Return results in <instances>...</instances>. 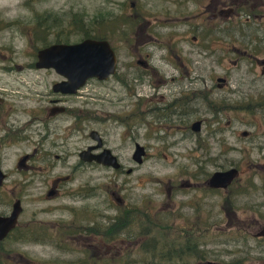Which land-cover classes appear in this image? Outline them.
I'll return each instance as SVG.
<instances>
[{"label":"rangeland","instance_id":"374dc122","mask_svg":"<svg viewBox=\"0 0 264 264\" xmlns=\"http://www.w3.org/2000/svg\"><path fill=\"white\" fill-rule=\"evenodd\" d=\"M132 2L143 13L144 19L131 25L133 18L130 15L134 14L130 7ZM174 2L0 0V167L8 175L0 189V212L11 210L14 200L22 196V223L34 218L42 222L41 227H51L49 234L57 236L63 231L56 227V223L72 221L70 209H81L80 206L85 204L80 200L79 192L85 191L89 195L87 190L100 184L99 195L96 190V197L93 198L91 191L87 204L91 208L99 206L107 215L116 214L117 203L112 192L131 205L149 202L157 208L154 215L162 210L165 212V203H170V210L174 212L179 205L188 202L185 211L191 214V219L188 216L176 219L169 214L164 221L168 222V230L193 227V223H197L201 235L198 234V241L194 240L200 242L201 247L204 245V250L208 252L203 263L231 264L238 259L234 264H264V241L253 240L251 236L256 232L257 221L260 224L264 222L261 219L264 214V171L259 167L263 160L257 154V142L254 139L248 141L241 135L243 131L252 130L242 124L246 120L245 113L227 110L216 115L212 105L225 95L218 90L209 95L202 87L197 109L187 107L188 111L184 112L185 117L181 120L177 115L166 118L161 108L156 109L163 104L170 106L168 102L178 92V86L174 87L170 81L159 94L165 100L156 96L152 102L149 98L155 92L146 80L137 81V92L132 98L124 88L113 85L114 91H102L97 82H91L78 98H71L72 107L89 104L85 108L94 110L92 113L101 118L89 124V131H99L107 148L119 158L125 170L131 168L133 172L129 175L125 172L117 174L111 169L88 171L90 168L85 166L73 174L69 167L77 160L75 154L92 143L89 138L82 140L86 133L74 132L68 145L58 147L59 151L53 150L55 154L68 152L71 156L65 164L61 161L56 167L55 174H72L73 178L61 189L60 197L45 199L49 187L39 181L22 184L24 178L18 172V160L25 154H34L41 130V124L35 121L36 110L40 104H48L51 84L59 79L56 74L40 71L31 65L37 60V51L53 44L58 38L62 43L74 44L87 38V35L102 34L103 16L114 14L121 22H128L124 24L123 21L119 25L117 34L123 40L118 37L114 40L112 33H107L120 51L121 62H132L134 65L140 55L146 58V54L150 53L155 68L167 73L168 67L160 64L164 50L158 47L175 41L182 34L181 28L167 29L179 24L173 20L179 6L168 4ZM123 5L126 7L123 8ZM193 5L186 7V15H193ZM149 8L155 12L147 17ZM156 18L164 24H157L158 20L154 22ZM149 21L152 24L150 29ZM157 25L167 26L157 28ZM174 45L178 47L177 41ZM134 67L138 80L142 71L136 65ZM216 116L222 122L219 125L214 123ZM197 119H202L204 123L201 131L194 133L190 127ZM227 121H232L231 128H226ZM73 123L71 119L63 118L58 123L57 136L63 137L64 130ZM57 142L61 144L64 141L60 139ZM136 144L146 151L141 164L132 160ZM248 153H251L250 157ZM30 166L34 170L44 167L42 160L37 158L31 161ZM233 167L240 172L233 187L219 193L210 192L206 185L209 178L216 172ZM252 181L256 187L252 186ZM184 184H191L192 187ZM240 191L245 193L241 195ZM73 196L79 198L74 199ZM171 237L184 240V234L177 237L171 232ZM73 243L67 242L72 251L62 253L51 242L21 244L16 239L10 240L5 248L13 249V255L4 258V261L6 264H25L15 255L21 253L24 258L38 264H80L87 242ZM119 244L120 241L116 242L117 246ZM121 246L120 251L111 252L127 254L130 249L128 243L122 240Z\"/></svg>","mask_w":264,"mask_h":264},{"label":"flooded vegetation","instance_id":"af4514ba","mask_svg":"<svg viewBox=\"0 0 264 264\" xmlns=\"http://www.w3.org/2000/svg\"><path fill=\"white\" fill-rule=\"evenodd\" d=\"M191 3L195 7L193 15H186L185 9L187 6L192 5ZM168 4L174 7L179 6V9L175 11L176 16L173 19L175 23L179 24L168 26L167 29L178 27L182 29V34L180 33V36L175 41H170L167 45H160L158 47L164 50V53L161 51L160 64L168 67L167 73L162 70L158 71L155 68L156 64L153 63V55L150 53L146 54V58L140 55L134 64L142 71L138 75L139 78L137 80V75L133 72V68H135L133 63L121 62L119 58L120 51L115 47V43L110 41L109 36H107V33H112L114 40L117 37L123 40L117 34L120 31L119 25L123 22L118 20L114 14H105L100 27L102 31L101 40L107 41L116 55V71L113 75L103 80L89 79L76 93L69 94L54 91L55 85L65 81L64 77L60 76L53 69H38L54 73L59 79L51 84V92L48 94V98L50 97L48 104H40L36 110L35 121L41 124V130H39V139L34 154H25L18 160L17 169L24 178L23 185L39 181V183L49 187L46 197H44L45 199L49 200L60 197L62 194L61 189L66 184L72 182L73 178L72 174H55L56 167H58V162L62 161L65 164L71 156L68 152L55 154L53 150L59 151L58 147L68 145L70 136L74 132L77 134L86 133V137L82 140L89 138L92 143H88L75 154L77 160L74 165L69 167L73 174L76 171L82 170L85 166L90 168L87 169L88 171L111 169L117 174L125 172L129 175L133 172L131 168L125 170L126 168L121 164L119 158L111 149L107 148L99 131L94 129L89 131V124L101 119L92 113L94 110L85 108L89 104H85V106L83 104L75 108L72 107L73 102L71 98H78L81 91L91 82H97L102 91H106L107 89L114 91L113 85L124 88V91L130 94L132 98L136 95L138 82L146 80L155 92L154 96L149 98V102H152L156 96H159L161 89L168 86L170 81L174 87L178 86L179 90L174 93L173 99L168 102L171 103L170 106L163 104V106H157L156 109L161 108L165 112L166 118H169L170 115L174 118V115H177V118L181 120L185 117L184 112L188 111L187 107L197 109L196 105L201 101L202 87L206 94L209 95L215 92V90L225 93V95H222L224 98L216 100V103L212 105L216 109V115L227 110L245 113L246 120L242 121V124L245 128H251L252 130L243 131L241 135L248 141L254 139L257 142V154L259 155V159L263 160V163L259 167L264 171V0H175L174 3ZM130 7L134 13L133 16L130 15L133 18L131 25L133 23L137 24L140 20L143 21V13L141 14V11L136 8L134 2L130 3ZM154 12L153 8H149L147 17L150 14L154 15ZM157 20L158 22H156ZM154 22L164 24L158 18ZM151 25L149 21V29ZM166 26L157 25L156 27L162 28ZM189 35H192V37L189 38ZM61 41L58 38L53 44H65ZM176 41L178 47L174 45ZM150 42L151 38L149 36V44ZM36 62L31 64L35 68ZM159 97L165 100L163 96ZM66 117L71 119L72 122L74 121V123L64 130L63 137L57 136L56 129L58 128V123ZM196 122H201L202 129L204 121L197 119L191 124L190 129L192 132H194L192 126ZM214 123L219 125L222 122L216 116ZM232 124V121H227L226 128L232 127ZM93 131L97 133L95 137L101 140V147L99 148H96L98 146L97 139L91 137ZM60 139L64 141L61 144L57 142ZM136 146L137 144L132 155V160L135 163L137 162L134 158ZM90 148H94L91 152L95 155L102 154L106 149L110 150L112 155L117 158L120 167L115 169L104 163L81 159L80 154ZM145 155L146 153L142 156L141 163ZM250 155L251 153H248L247 156L250 157ZM35 158L42 160L43 168H39L38 170L31 168L30 163ZM20 162L21 164H19ZM239 173L238 170V175L227 189L233 187L238 181ZM50 177L53 178L50 179ZM7 178L8 175L6 174ZM262 183L264 186V182ZM99 185L89 188L87 190L89 191V195L85 191L79 192L80 200L85 204L80 206L81 209L74 207L70 209L72 221L56 223V227L63 231L57 236L49 234L48 229L51 230V227H41L42 222L34 218L26 223H22L21 217L24 214L23 200L22 196H18L12 203L11 210L0 212V217H9L13 212L14 205L18 202L20 203L21 211L16 225L3 239H0V264H6L4 258L8 259L12 257L13 249H6L5 247L8 241H15V239L16 242L18 241L21 244L25 242L41 244L43 242H51L53 247L62 253L73 250L67 244L68 241L74 242L73 244L76 242L78 245L80 242L85 241L87 242L85 245L87 249L83 251L80 264H137L138 242L144 238L151 240L154 235V224H163L162 222L166 224V226L165 224L163 225L167 232L165 237L168 240L182 241V239L172 238L171 232H174L177 237H182L184 234V240H192L197 246L199 245V249H204V245L201 247L200 242H197V237L201 233L196 222L193 223V227L182 226L168 230V222L164 221V218L168 217L169 214L176 219L184 218L185 216L191 219V214L185 211L186 207L189 206L188 202L183 206L179 205L174 212L170 210V203H165L163 209L165 208L167 214L162 210V212L154 215L157 208L149 202L131 205L130 203H125V199L122 196H117L116 192H112L111 195L117 203L116 214L112 216L103 214L105 211L101 210L97 205L91 208L87 204L91 191L93 198L96 197V190L97 195H99ZM184 185L190 186L189 188L192 187L191 184ZM252 186L256 187L253 181ZM2 188L3 186L0 187V189ZM208 188L210 192L215 193L226 190L209 186ZM238 193L243 195L242 193L245 192L240 191ZM168 197L171 198L170 193ZM73 198L77 199L79 197L73 196ZM190 208H193V206L190 205ZM262 208L264 209V205H262ZM181 210H183V213ZM261 219L264 220V214L261 216ZM256 224L258 226L254 228L256 232L251 235L252 239L264 241V236H258L264 228V222L260 224L257 221ZM197 227L198 229H196ZM254 230L252 229V231ZM194 239H197V241ZM122 240L128 243L130 247L129 252L125 255L111 252L112 250L120 251L122 249ZM118 241H120L119 246L116 245ZM248 247L249 249L252 248V246ZM204 251L207 257L208 252ZM15 255L19 257V261H23L25 264H38L37 261L24 258V255L21 253H16ZM204 260L206 259L201 260L194 256L189 264L192 262L193 264H218L213 261L203 263ZM236 260L238 259L230 263L234 264Z\"/></svg>","mask_w":264,"mask_h":264},{"label":"water","instance_id":"95a60500","mask_svg":"<svg viewBox=\"0 0 264 264\" xmlns=\"http://www.w3.org/2000/svg\"><path fill=\"white\" fill-rule=\"evenodd\" d=\"M116 64L115 52L107 41L88 38L76 44H54L39 50L35 66L38 69H54L65 78L63 83L55 85L54 91L74 94L89 79L103 80L113 75L116 71ZM200 129L201 122L193 124L194 132H200ZM95 134L97 133L93 131L91 137L97 139L98 146L96 148H99L101 140L95 137ZM93 149L83 151L80 154L81 159L104 163L115 169L120 167L117 158L112 155L110 150L106 149L102 154L95 155L91 152ZM135 153V160L141 163L142 156L145 154L144 147L137 144ZM237 175L238 170L235 168L216 172L209 178L207 185L212 188L227 189ZM5 179L6 174L0 168V187L3 186ZM20 211L21 207L18 202L14 205L13 212L9 217H0V239H3L14 228ZM258 236H264V228Z\"/></svg>","mask_w":264,"mask_h":264},{"label":"trees","instance_id":"16d2710c","mask_svg":"<svg viewBox=\"0 0 264 264\" xmlns=\"http://www.w3.org/2000/svg\"><path fill=\"white\" fill-rule=\"evenodd\" d=\"M126 6L123 5V8ZM124 24L128 22L126 20ZM101 34L86 36L87 38L101 39ZM163 224H154L155 234L151 240L143 239L138 242V264H189L195 256L197 259H206L204 249H199L192 240L173 241L168 240Z\"/></svg>","mask_w":264,"mask_h":264}]
</instances>
